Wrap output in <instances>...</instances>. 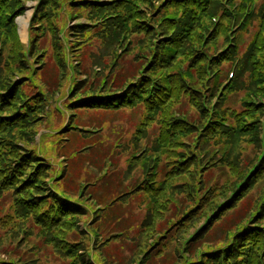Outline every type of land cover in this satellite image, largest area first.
<instances>
[{"label":"rangeland","instance_id":"obj_1","mask_svg":"<svg viewBox=\"0 0 264 264\" xmlns=\"http://www.w3.org/2000/svg\"><path fill=\"white\" fill-rule=\"evenodd\" d=\"M12 19L13 27L6 23ZM139 23L148 29H137ZM190 23V33L173 35ZM173 38L179 41L169 44ZM166 49L168 59H156L147 76L153 94L161 86L168 91L161 106L143 102L147 90L137 105L120 108L96 98L91 106L76 101L117 92L153 52ZM245 57L264 61V0H8L6 9L0 7V98L8 96L9 85L29 79L46 102L24 125L5 116L24 105L11 99L6 110L0 107V264H183L192 259L186 242L207 226L212 212L201 198L226 203L239 184L253 179L235 207L207 229L208 238L245 200L260 204L264 92L257 88L264 86V67L258 75L247 68L234 82ZM200 104L211 115L219 108L218 117H205ZM209 116L214 129L208 133L183 130L191 127L187 120L204 125ZM259 118L260 142L251 127L223 132ZM202 132L211 151L204 159L196 147ZM168 148L179 153L163 156ZM192 150L200 154L199 164L165 173L171 168L166 162L178 164ZM25 153L35 155L28 165ZM148 174L154 176L142 183ZM104 175L116 192L100 187ZM100 192L107 196L104 204ZM53 193L80 202L78 213L60 216ZM192 198L200 204L183 216ZM263 248L264 239L260 253Z\"/></svg>","mask_w":264,"mask_h":264},{"label":"trees","instance_id":"obj_2","mask_svg":"<svg viewBox=\"0 0 264 264\" xmlns=\"http://www.w3.org/2000/svg\"><path fill=\"white\" fill-rule=\"evenodd\" d=\"M7 3H8V0L2 1V3L0 4L1 9H6ZM203 9L205 10V7H202V10ZM10 22L11 21L6 22V23H8V26H11V27L15 26L13 19H12L11 24H10ZM147 25H149V23H147ZM136 26H137V29H140V28L148 29V28H144L143 25L140 23ZM191 26H192L191 23L185 24V26L180 24L178 29L175 30V32L173 33V35H176L175 37H177V35L179 34V31H181V30L183 32L187 31L188 33H190V31L192 30V29H190ZM193 27H195V26L193 25ZM54 29H55L54 25L50 24L49 25V31H54ZM81 30H83V29H81ZM15 38H16L15 39V42H16L15 45L17 47V51H19L20 48L22 47V45L18 41V38L16 36H15ZM172 41L174 44H176L175 43L176 38H173L169 42V44ZM177 41H179V39H177ZM199 51H201V50H199ZM157 53L159 54V50L153 52V54L150 58V62L145 63L141 68H138L137 72H135L134 75L129 76L127 78L128 79L127 84L122 89L118 90L117 92H115V93L108 92L106 94H101V95H98L99 92H95V93H91V94H87L85 96H82V97L78 98L76 101L78 103L82 102V103L88 104V106H91L94 103L92 101H90V99L96 98L97 99L96 103H100L101 105H104L105 107H108V108L119 107L120 108L122 106L137 105L138 104L137 101L143 99L142 95H143L144 90H147L149 92L145 96V100L143 102H148L149 106L152 108L153 107L157 108L156 107L157 104L159 106H161L160 105L161 101H165V97L168 93L167 89L164 88L163 86H161L153 94L151 89L154 86H152V88L150 90L147 87V85H148L147 76L155 68V65H157V64H155L156 59H159V61L157 62L158 64H160L163 60L168 59L166 56L168 53V49H166L165 52H160L159 56ZM205 53L207 55H209L207 48L205 50ZM248 57H249V55H248ZM248 57H245L242 60V62L240 63V65L238 66L236 73H235V81L234 82H238L239 77L241 76L243 71L247 68H251L254 71L255 75H258L262 71V68L264 67V61L260 60V59H253V58H252V60H250V59H248ZM211 59H212V57H211ZM188 76H189V74H188ZM261 79L264 81V75L261 76ZM256 80L258 81L259 78L257 77ZM219 82H221V78H220V80L216 79L212 83V85H211L212 89L217 87ZM9 87H10V89L8 90L9 91L8 96L0 98V107H4L5 108L4 110H6V108H8L10 106L9 102L11 101V99L12 100L14 99L16 101L15 106L16 105H18V106L24 105L21 112H18L19 110H18V107L16 106L15 109L13 108L14 110H10V109L7 110V111H9V112H7L9 114H5V116L7 118H9V116H12V118H10V119H12V120L17 119L22 125H24V124L28 123V121H29L28 119H30V117L32 116V113H33V111H35L36 107H39V108H37V111H39L45 105L46 100L44 98V94H43L44 92L37 83H35L33 85L31 83V80H29V79L25 80L21 83L15 82L13 86L9 85ZM25 87L36 88V92L32 93L30 95L26 94V92L24 91ZM257 91L258 92H260V91L264 92V86L257 88ZM223 98H224V96H223ZM221 102L218 106L221 105ZM200 105L202 106L201 111L205 114L204 115L205 117H207L208 115H211V112L209 111L208 106L206 104L204 106L202 104H200ZM254 107L255 106L253 105V108ZM218 109L219 108L213 109V112L211 115L212 118L218 117V115H217V113L219 112ZM261 109L262 108H260L259 111H261ZM263 111L264 110H262L261 112H263ZM236 116H237V114L235 115V117ZM211 119L209 116V121L204 125H203L202 119L197 120V121H193V122L191 120H187V121H189L191 127L184 128V126H183V130L184 131L188 130V131L194 132V131H198V129H201V130L207 129V131H205V133H208L209 129H214V126H211L212 125ZM10 122L13 123V121H10ZM0 123H1V121H0ZM193 123H195V124H193ZM248 127H251L250 129H252L253 131L256 132V138H257L256 141L260 142L259 138L261 136L260 135L258 136V132H257L258 129H260V118L253 121L252 123L246 122L242 126H240L239 128L229 124V127L225 128L223 130V132L235 133L240 128H241V130H246V129H248ZM203 134H204V132H202L200 134L199 137H202V139L199 140L198 142H196V147H197L199 152H204L202 155L203 159H204V158L210 157L211 151L205 149L204 144L206 141L205 140L206 136L205 137L202 136ZM88 146L93 147L92 144L88 145ZM198 151L195 152L194 150H192L190 152V155L186 156L183 160L179 159L178 164H174V163L170 164L171 162L170 163L166 162V164L170 165L171 168L167 169V167H166V169H164L165 173L169 174V173H173L175 170L179 171L181 169H185L190 163L193 164V162H195L196 164H199L201 160L199 158L200 154H198ZM162 153H164L163 156L168 157L170 153H179V152H178V150H176V148H168L166 150H162ZM161 155H159L158 158L161 157ZM21 157H22V162L24 163V165H26V164L28 165V163L31 161V159L33 157H35V155H30L28 153H25ZM236 164L237 163H233L232 166H236ZM252 174H254V173H252ZM252 174L250 171L247 175L250 176ZM153 176H154V174H148L147 178H145L142 181V183L144 181H146L145 183H147V181L150 180V177H153ZM105 179H106V175H104L103 178L101 179L102 182L100 183V187L102 188L104 185V187L107 190H109V194L112 193V190L114 192H116L114 190V188H116V187H115V185L113 186V184L110 186L109 189L107 188V185L110 184V182L105 181ZM252 183H253V179H251V177H248L247 182L244 183L243 185L239 184L238 192L234 196H232V198L230 200L228 199V201H226V203H220V202L212 201L213 198H207L209 196H205L204 198H201V199H206L205 200L206 204L203 205V207L212 209V212L208 215L209 222H208L207 226H204L201 231H198L197 233L192 235L188 239V241L186 242L184 252L190 253L192 255V259H190V260L185 259L186 261H184L183 264H264V248H263L262 253H260V249H259V247L262 243V240L264 239V224L263 225L258 224V223H260V219H262V217L264 216V199H263L264 195H263V198H262L260 204H259V201H257L254 204L249 199L245 200L242 207L240 209L237 208L235 210V212H233V215H234L233 218L236 217L235 219L226 218L225 219L226 223L224 225H221L216 229L214 228V231L212 232V235H211V237H213V238H208V236L206 235L207 229L208 228L211 229L213 227L212 224L215 222V220L219 219V215L223 214L226 211H229L232 208H234L236 203L238 202V200L243 195H245L244 192L251 186ZM163 184L161 186V189L163 188ZM105 188H104V190L107 191ZM144 189H145V187L142 186V190H144ZM149 189H155V188L152 187ZM74 194L71 193L70 195L72 197H74ZM99 195H100L99 196L100 203L104 204L105 203L104 199L107 196L104 195L102 192H100ZM51 198H52L51 200H55V203H54L55 209L58 211L60 216L76 215L78 213L79 207L81 204L77 200L74 199L73 202H67L63 199V197L61 195H59L57 193H53ZM191 200H192V203L189 205L190 206L189 209L184 213L183 216H186L188 213L193 211V209L197 208L200 204L199 201L196 202V200H194L193 198ZM246 205H248L247 207L250 210L249 209L246 210L243 215L237 217V215L242 211L244 206L246 207ZM213 213H214V215H213ZM221 229H222V231H220V233L217 235L218 231ZM206 239H209V240H206ZM207 243H210L211 246L205 247V244H207ZM175 263L177 264L178 261H176ZM175 263H172V264H175Z\"/></svg>","mask_w":264,"mask_h":264},{"label":"bare ground","instance_id":"obj_3","mask_svg":"<svg viewBox=\"0 0 264 264\" xmlns=\"http://www.w3.org/2000/svg\"><path fill=\"white\" fill-rule=\"evenodd\" d=\"M20 23H21V31H22V33H24L25 34V32H26V27H27V22H26V20L25 19H22L21 21H20Z\"/></svg>","mask_w":264,"mask_h":264}]
</instances>
